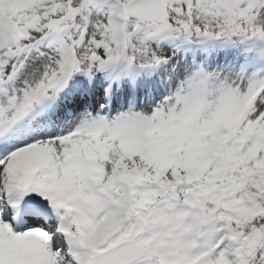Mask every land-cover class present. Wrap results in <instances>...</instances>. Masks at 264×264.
<instances>
[{
  "label": "snow or ice",
  "instance_id": "snow-or-ice-1",
  "mask_svg": "<svg viewBox=\"0 0 264 264\" xmlns=\"http://www.w3.org/2000/svg\"><path fill=\"white\" fill-rule=\"evenodd\" d=\"M0 264H264V0H0Z\"/></svg>",
  "mask_w": 264,
  "mask_h": 264
}]
</instances>
